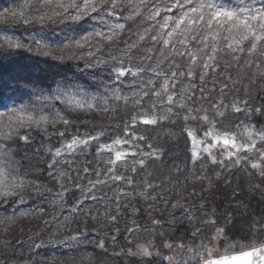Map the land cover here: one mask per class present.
<instances>
[{
  "label": "trees",
  "instance_id": "16d2710c",
  "mask_svg": "<svg viewBox=\"0 0 264 264\" xmlns=\"http://www.w3.org/2000/svg\"><path fill=\"white\" fill-rule=\"evenodd\" d=\"M181 14L177 0H0V264H198L191 249L215 234L228 253L264 243V44L250 53L234 33L233 52L218 37L209 60L203 24L168 37ZM58 88L95 106L43 99ZM211 134L238 146L251 134L255 148L194 158ZM74 138L87 143L69 148ZM116 140L133 152L117 160Z\"/></svg>",
  "mask_w": 264,
  "mask_h": 264
},
{
  "label": "snow or ice",
  "instance_id": "6c2138e0",
  "mask_svg": "<svg viewBox=\"0 0 264 264\" xmlns=\"http://www.w3.org/2000/svg\"><path fill=\"white\" fill-rule=\"evenodd\" d=\"M113 5H115V0H112ZM177 5L180 7L182 14L178 19L175 20V27L172 28L171 31L167 33L168 37H172L173 33L177 32L178 29H180L181 24H185V31H194L196 27H199L201 24H203V28L206 29L207 34L202 36V41H206L208 39V36L211 35L213 40V47H212V53L213 55L209 56V60L215 59V52L217 51L215 47V43L217 42L218 37L222 38L226 41V46L231 49L233 52L235 51H243V48L241 46V43L239 40H235L233 34L234 33H241V40L243 41H249L250 48L248 51L254 52L257 49L258 44H264V8H258L254 9L251 6H248L245 4V0H240L239 5L235 9H224L222 5H216L213 3H200L199 0H183V3H180V0H177ZM63 6V5H61ZM88 6V0H84V7ZM68 7L72 8H79L80 6L71 3L68 5ZM187 8V11H184V9ZM66 10V9H65ZM93 10H95V5H93ZM159 11L157 10L154 15H158ZM207 17V18H206ZM172 19L171 17L165 18V24L162 25V27H167V20ZM214 21L216 22L214 24ZM223 21V22H221ZM24 23H28L27 20L24 21ZM189 26H192L189 28ZM119 28H123V25H117ZM215 29V30H214ZM226 34V35H225ZM99 35V34H98ZM108 39H111V37H108ZM143 39V37H141ZM153 40H156L157 37H152ZM193 39H196V36H193ZM231 41V42H228ZM180 43H184V41H180ZM163 44L167 46L169 44V39H164ZM174 47V46H173ZM204 47H208V45L205 43ZM183 55V53H179ZM191 57V62L195 63L197 60V55L192 52L187 53ZM203 66L205 68L210 67V65L204 61ZM125 75V69L119 68L117 70V77ZM157 76L160 75V73H156ZM180 75H184L183 73H180ZM187 75L191 76L192 73L189 71ZM177 76L176 71H172L171 73V79H175ZM203 79V76L201 77ZM163 91H167V85L163 87ZM57 92H60V95L54 96V97H43V99H61V97H64V102L68 107H74V108H80L83 109L85 107L87 108H93L95 105L93 103H89L82 98H77L75 93L69 94L67 91H61L59 88L57 89ZM156 95H159V93H155ZM147 95V93H145ZM40 99V97H38ZM93 100L95 97L92 98ZM126 99V98H125ZM172 96L168 97V100L172 101ZM155 107V105H153ZM181 108L185 107V105L181 104ZM239 111L240 109H236ZM191 112L192 110L189 109ZM59 116V113H57ZM189 117H185V119H188ZM196 118V117H193ZM201 119L207 120V116L200 117ZM28 121L35 124L36 126H40L42 123H47V117L46 116H39L38 118H34L32 115H28L27 117ZM155 119H146L144 120V123L146 124H153L155 123ZM64 124H68L69 122L67 120H63ZM62 135V134H61ZM191 135V133H189ZM208 135V134H206ZM225 138L223 140V143L225 145L231 144L233 148H236L237 152L241 150H248L251 151L255 148V140L251 139V134L249 136V142L246 144L237 145L236 140L234 136H229L228 134H224ZM259 136V139L264 142V132H261L257 134ZM22 139L27 140V137H23ZM77 143H87V141H80L77 138H74L73 141L68 145L69 148H71L73 145ZM121 143L120 140H116L113 142V144ZM5 152V149L0 146V154H3ZM59 152H57V155ZM123 154L121 152H116V159L119 160ZM193 156L195 158L196 153H193ZM262 156H264V153H262ZM239 162V159L237 160V163ZM143 163V161H141ZM252 167H258L257 164H253ZM117 179H120V177H117ZM9 186L8 185H2L0 184V195H9L10 192L8 191ZM221 231V230H218ZM264 251V249H257L252 251H247L241 253V256L246 258V264H252L251 258L253 256H259L260 252ZM140 254L144 256L151 255L149 252V249L147 247L141 246L139 249ZM227 258H225L226 260ZM233 260L237 259L236 257H232ZM264 259V257H262ZM205 264H223L222 261L219 260H208L205 262Z\"/></svg>",
  "mask_w": 264,
  "mask_h": 264
},
{
  "label": "rangeland",
  "instance_id": "374dc122",
  "mask_svg": "<svg viewBox=\"0 0 264 264\" xmlns=\"http://www.w3.org/2000/svg\"><path fill=\"white\" fill-rule=\"evenodd\" d=\"M53 93L54 94L56 93L58 95V93H60V92H57V90H55ZM51 96L54 97L53 94H51ZM31 99L32 98L30 97L28 99L29 101H24V103H29ZM32 109L33 108H31L30 106L29 107L24 106L22 109V112L23 113L26 112L27 114H30ZM224 138H225L224 134H211L209 141H206L207 145L201 144L199 142L198 143L195 142L196 147L198 148L197 150H195L196 155L199 156L198 154L202 153V151H206L207 154H212V155H215V153L218 152L220 154L219 156L218 155H216V157L213 156L214 158L217 159L216 161H219V158H220V160H224V159L230 160V159H234V158L237 159L236 157H238L240 155V153L237 152L236 148H233L231 146V144L225 145L223 143ZM116 144H115L116 145L115 147L117 149H115V150L119 149L118 152H121L123 154L120 159H122L123 156H125L127 154L129 155L133 152L132 150H130L129 147H127V148L123 147V146H125V143H123V144L122 143H116ZM236 144H237V142H236ZM248 154L251 155L252 153L250 154V152H249ZM254 154L255 153H253L251 156H253ZM115 158H116V155H115ZM262 158H264V156ZM259 166H260V164H259ZM220 237H221L220 234L213 235V242L209 243L207 247H203L199 250H197V246L193 247L191 249V251H192L191 254L195 255V257L192 256L193 260L196 258V259H198V262H197L198 264H205V261L208 259L218 257L221 255H224L225 253H228V252L224 251V249H227L226 241H223L222 238H220ZM173 257L174 256H171L169 258L168 264H174L175 263Z\"/></svg>",
  "mask_w": 264,
  "mask_h": 264
},
{
  "label": "water",
  "instance_id": "95a60500",
  "mask_svg": "<svg viewBox=\"0 0 264 264\" xmlns=\"http://www.w3.org/2000/svg\"><path fill=\"white\" fill-rule=\"evenodd\" d=\"M257 249H264V245L257 246V248H253V249H247L246 251L243 252L257 250ZM243 252H236L235 254H225V256L214 257L208 260H214V261L219 260L222 261L223 264H246V258L241 256V253ZM232 257H236L237 259L233 260ZM262 257H264V251H261L259 256H253L248 259H251L252 264H264V259H262ZM225 258L227 259L225 260Z\"/></svg>",
  "mask_w": 264,
  "mask_h": 264
}]
</instances>
